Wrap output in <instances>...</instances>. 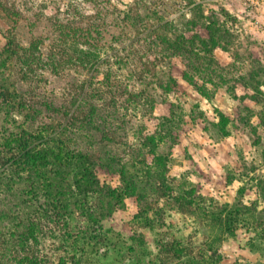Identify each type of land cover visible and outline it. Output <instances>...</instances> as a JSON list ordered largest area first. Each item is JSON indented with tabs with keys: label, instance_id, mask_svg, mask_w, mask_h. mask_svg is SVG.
Masks as SVG:
<instances>
[{
	"label": "trees",
	"instance_id": "trees-1",
	"mask_svg": "<svg viewBox=\"0 0 264 264\" xmlns=\"http://www.w3.org/2000/svg\"><path fill=\"white\" fill-rule=\"evenodd\" d=\"M60 1L52 3L57 11L61 8ZM65 2L60 22L57 17L47 20L53 27L52 33L56 34L52 39L57 45L46 49L45 38L22 46L17 33L18 22L27 18L22 13L29 12L28 17L37 18L39 5L27 7L15 0L5 6L0 1V20L3 24L10 23L5 31L0 24L4 39L0 44V190L12 195L16 187L22 186L19 192L36 198L43 195L42 211L46 215L51 210L62 221V243L58 247L61 253L54 264H88L91 260L88 253L97 246L98 234H102L100 240L106 242L111 241L112 234L123 235L126 242L143 239L130 227L110 221L113 211L125 201L142 202L145 196L139 190L145 186L152 185L158 198L171 199L178 213L192 211V196L203 199L193 187L177 195L171 191L168 181L172 179L167 175L170 153L160 154L157 148L166 136L173 137L172 133L163 136L156 129L150 135L142 134L141 147L147 150L138 162L143 168L141 180H138L139 175L128 174V163L121 165L106 151L100 157L90 145L97 143L103 149L110 142L114 126L108 119L115 116L116 108L132 104L141 108L142 115L146 116L155 108L157 91L167 95L182 88L178 76L206 95L207 90L197 85L193 77L197 76L203 83L213 82L214 74L209 65L217 63L211 52L219 47L220 37L216 33L221 30L213 22L210 23L212 29L188 21L190 29L186 27L178 32L175 18L168 19L169 13L163 14L155 5L153 9L147 7L144 0H131L122 7L113 4V0ZM175 57L184 63V70L174 65ZM36 70L40 73L36 74ZM61 70L67 71L64 87L67 93L64 97L63 91L56 99L53 90L50 95L43 92L42 84L45 89V71L50 72L49 76L59 77ZM100 75L102 79H98ZM118 77L122 82L114 79ZM167 102H160L165 114L152 117L161 121L164 133L173 127V124L167 125L172 119L166 112L178 108L176 101L175 104ZM44 118H48L49 123H39ZM78 131L81 138H75ZM100 175L118 177V185L111 187L102 183ZM224 179V183H229L228 177ZM238 193L247 194L244 188ZM150 206L148 202L144 208L150 209ZM152 210L149 217L140 210L133 219L143 218L149 228H154L156 221L160 222L156 217L164 211L155 207ZM239 213L240 209L234 212L227 204L219 208V212L210 213V218L214 219L211 228H215L216 233L207 242L220 243L222 237L233 236ZM211 214L214 215L211 217ZM29 226L24 236L30 235L36 241L33 234L36 226ZM180 244L177 240L157 241V252L164 254V258L158 257L159 262L215 264L220 258L212 248L207 262L202 256H191L188 247ZM1 258L0 264H3ZM20 263L26 261L23 259ZM27 264H31V260Z\"/></svg>",
	"mask_w": 264,
	"mask_h": 264
},
{
	"label": "rangeland",
	"instance_id": "rangeland-1",
	"mask_svg": "<svg viewBox=\"0 0 264 264\" xmlns=\"http://www.w3.org/2000/svg\"><path fill=\"white\" fill-rule=\"evenodd\" d=\"M0 1L9 6L15 0ZM65 1H60L61 8L57 11L52 4L54 0H20L27 7L39 5V16L32 18L28 17L29 12L22 13L27 18L18 22L19 44L27 46L31 40L45 38L41 42L46 49L52 44L57 45V41L52 39L56 34L52 33L53 27L47 20L57 17L60 22L64 16ZM117 1L112 3L121 7L131 2ZM144 4L152 9L155 5L163 14L169 13L166 17L175 18L178 32L189 28L188 21L198 26L208 25L212 29L210 23H216L221 30L216 33L220 37L219 47L211 53L217 64L209 65L214 80L203 83L197 76L193 77L197 85H203L207 90L203 95L181 77H176L182 88L167 95L157 91L155 108L146 116L142 115L141 108L132 104L116 108L113 112L115 116L108 119L114 126L110 131V142L103 149L97 143L90 147L100 157L106 151L121 165L128 163V174L139 175L138 180H141L143 168L138 162L147 150L141 147L142 137L156 129L163 136L172 133L173 137L166 136L157 148L160 154L170 153L167 175L172 179L168 181L171 191L177 195L193 187L203 199L192 196V211L178 213L171 199L158 198L152 185L142 184L145 187L139 191L145 196L144 200L139 204L125 201L113 211L110 222L130 227L143 239L131 243L126 242L123 235L112 234L111 241L106 242L100 240L103 235L98 234L97 246L88 253L91 259L88 264H161L158 257L164 258V254L157 252V241L172 243L175 240L181 242V247H188L187 252L191 256H202L205 260L210 249H215L220 255L215 264H264V27L242 13L241 6L232 0H144ZM0 24L4 31L10 25L3 24L1 20ZM3 40L0 30V44ZM173 63L184 70V63L179 57H175ZM61 71L59 77L49 76L50 72L45 71V89L42 84L43 92L50 95L53 90L56 99L63 91L64 97L67 93L64 89L67 86V71ZM35 73L40 72L36 70ZM98 79H102V75ZM114 79L122 82L120 77ZM163 100L178 104L176 110L173 108L171 112H166L172 119L167 125L173 124V127L166 129L165 133L161 121L153 119L165 114L160 103ZM39 123L44 125L49 123V119L44 118ZM77 137L81 138L79 131L75 135ZM225 177H228L227 184L223 182ZM99 178L111 187H116L119 182L116 176L100 175ZM240 188H244L247 194L240 196ZM18 190L21 191L22 186L16 187L12 195L4 189L0 190L2 263L18 264L24 259L25 264L30 260L31 264H54L61 253L58 247L62 243V221L51 210L46 215L42 211L40 203L44 201L43 195L36 198ZM148 202L151 206L146 210L144 207ZM225 204L234 212L240 209L235 233L222 237L220 243L207 242L216 233L215 228H211L214 219L209 215L219 212ZM154 207L164 211L159 217L152 213L160 220L159 224L156 221L154 228H149L148 221L143 218L133 219L140 210L151 216ZM29 225L36 226L33 232L36 241L30 235L24 236Z\"/></svg>",
	"mask_w": 264,
	"mask_h": 264
},
{
	"label": "built area",
	"instance_id": "built-area-1",
	"mask_svg": "<svg viewBox=\"0 0 264 264\" xmlns=\"http://www.w3.org/2000/svg\"><path fill=\"white\" fill-rule=\"evenodd\" d=\"M241 6V12L264 27V0H232Z\"/></svg>",
	"mask_w": 264,
	"mask_h": 264
}]
</instances>
